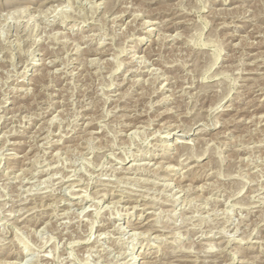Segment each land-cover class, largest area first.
<instances>
[{"label":"rangeland","instance_id":"obj_1","mask_svg":"<svg viewBox=\"0 0 264 264\" xmlns=\"http://www.w3.org/2000/svg\"><path fill=\"white\" fill-rule=\"evenodd\" d=\"M0 171V264H264V0H0Z\"/></svg>","mask_w":264,"mask_h":264},{"label":"bare ground","instance_id":"obj_2","mask_svg":"<svg viewBox=\"0 0 264 264\" xmlns=\"http://www.w3.org/2000/svg\"><path fill=\"white\" fill-rule=\"evenodd\" d=\"M232 1V0H231ZM58 6H60V5H58ZM91 6V5H90ZM90 8V7H89ZM186 12V11H185ZM67 13V12H66ZM71 13V12H70ZM137 14V13H136ZM56 15V14H55ZM135 15V14H134ZM137 16V15H136ZM138 16H139V14H138ZM55 17V16H54ZM120 17V16H119ZM73 18V17H72ZM76 18V17H75ZM85 18V17H84ZM92 18V17H91ZM115 18V17H114ZM138 18V17H137ZM164 18V17H163ZM238 18V17H237ZM91 20V19H90ZM130 22V21H129ZM148 22V21H147ZM146 22V23H147ZM164 22V21H163ZM141 25V24H140ZM147 25V24H146ZM70 28H72V26L70 27ZM172 28V27H171ZM152 32V31H151ZM57 34V33H56ZM88 35V34H87ZM161 36V35H160ZM169 36V35H168ZM259 36V35H258ZM173 37V36H172ZM103 45V44H102ZM94 46V45H93ZM109 49V48H108ZM116 49V48H115ZM62 51V50H61ZM103 52V51H102ZM127 52V51H126ZM91 53V52H90ZM112 53V52H111ZM56 54V53H55ZM118 55H116L115 57H117ZM65 57V56H64ZM89 59V58H88ZM138 59V58H137ZM143 60V59H142ZM127 62V61H126ZM134 63V62H133ZM91 64V63H90ZM128 64V63H127ZM119 66V65H118ZM117 66V67H118ZM128 66V65H127ZM116 67V68H117ZM121 67V66H120ZM140 67V66H139ZM78 69V68H77ZM161 69V68H160ZM57 70V69H56ZM151 70V69H150ZM112 71V70H111ZM49 72V71H48ZM150 72V71H149ZM159 72V71H158ZM157 73V72H156ZM126 74V73H125ZM162 76V75H161ZM41 78V77H40ZM160 87V86H159ZM29 88V87H28ZM116 93V92H115ZM52 102V101H51ZM220 102V101H219ZM218 105V104H217ZM260 107V106H259ZM262 107V106H261ZM221 108V107H220ZM212 110V109H211ZM217 112V111H216ZM225 113V112H224ZM3 115V114H2ZM34 115V114H33ZM25 116H27V115H25ZM50 120H51V118H50ZM204 121V120H203ZM139 123V122H138ZM99 124V123H98ZM147 124V123H146ZM204 124V123H203ZM80 126V125H79ZM216 126V125H215ZM6 127V126H5ZM15 127V126H14ZM217 128V127H216ZM191 130V129H190ZM141 131V130H140ZM158 131V130H157ZM16 132V131H15ZM136 132V131H135ZM143 132V131H142ZM162 132V131H161ZM199 133V132H198ZM53 134V133H52ZM5 135V134H4ZM104 135V134H103ZM168 135H169V133H168ZM187 135V134H186ZM185 135V136H186ZM11 136V135H10ZM160 137V136H159ZM2 138V137H1ZM178 138V137H177ZM181 138V137H180ZM190 138H192V137H190ZM205 138V137H204ZM97 140V139H96ZM177 140H179V139H177ZM178 142H184V141H181V139H180V141H178ZM188 142V141H187ZM46 143V142H45ZM52 143V142H51ZM90 143V142H89ZM211 143H213V142H211ZM214 144V143H213ZM152 145V144H151ZM170 145V144H169ZM176 147V146H175ZM169 150V149H168ZM3 151V150H2ZM92 151V150H91ZM191 151V150H190ZM57 153V152H56ZM183 154V153H182ZM135 155V154H134ZM16 156V155H15ZM46 156V155H45ZM19 158V157H18ZM191 159V158H190ZM119 160V159H118ZM22 162V161H21ZM25 162V161H24ZM121 162V161H120ZM142 162V161H141ZM167 162V161H166ZM29 163V162H28ZM144 163V162H143ZM151 163V162H150ZM135 164V163H134ZM145 164H146V162H145ZM164 167V166H163ZM119 168V167H118ZM130 168V167H129ZM53 169V168H52ZM138 169V168H137ZM163 169V168H162ZM206 171V170H205ZM1 172V171H0ZM42 174V173H41ZM159 175V174H158ZM175 177V176H174ZM173 177V178H174ZM46 178H48V177H46ZM143 178V177H142ZM42 181H44V180H42ZM85 181V180H84ZM151 181V180H150ZM96 182V181H95ZM171 182V181H170ZM109 183V182H108ZM136 183V182H135ZM148 183V182H147ZM54 184V183H53ZM253 184V183H252ZM120 185V184H119ZM162 185V184H161ZM167 185V184H166ZM71 186H73V185H71ZM168 186V185H167ZM73 188V187H72ZM128 188V187H127ZM203 188V187H202ZM78 189V188H77ZM85 189V188H84ZM36 190V189H35ZM74 190V189H73ZM140 190V189H139ZM188 190V189H187ZM143 191V190H142ZM31 192V191H30ZM72 192V191H71ZM74 192H77L76 190L74 191ZM74 192H72V193H74ZM81 192V191H80ZM167 192V191H166ZM181 192V191H180ZM71 193V194H72ZM78 193V192H77ZM87 193H89V192H87ZM156 193V192H155ZM158 193V192H157ZM66 194V193H65ZM75 194V193H74ZM79 194H81V193H79ZM177 195V194H176ZM72 196V195H71ZM74 196V195H73ZM76 196V195H75ZM86 196H89V195H87L86 194ZM103 196V195H102ZM155 196V195H154ZM171 196H172V194H171ZM90 197V196H89ZM150 197V196H149ZM19 198V197H18ZM59 198V197H58ZM80 198V197H79ZM210 198V197H209ZM25 199V198H24ZM85 199H87V198H85V197H83V200L82 201H84ZM257 199V198H256ZM262 199V198H261ZM229 200V199H228ZM227 200V201H228ZM68 201V200H67ZM78 201V200H77ZM98 201V200H97ZM134 201H136V200H134ZM156 201V200H155ZM74 202H76V201H74ZM88 201H86V203H87ZM100 202V201H99ZM51 203V202H50ZM70 203V202H69ZM72 204H73V202H71ZM80 203V202H79ZM78 202L76 203V204H79ZM229 203V202H228ZM71 204V205H72ZM82 204V203H81ZM138 204V203H137ZM114 205V204H113ZM82 206H83V204H82ZM131 206V205H130ZM79 207V206H78ZM87 207V206H86ZM93 207V206H92ZM69 208V207H68ZM71 208V207H70ZM73 208V207H72ZM34 209V208H33ZM80 209V208H79ZM160 209V208H159ZM20 210V209H19ZM85 210V209H84ZM103 210V209H102ZM16 211V210H15ZM77 211V210H76ZM166 211V210H165ZM117 212V211H116ZM115 212V213H116ZM250 213V212H249ZM59 214V213H58ZM80 214V213H79ZM119 214V213H118ZM140 214V213H139ZM168 214V213H167ZM142 216V215H141ZM106 217V216H105ZM169 218V217H168ZM86 220V219H85ZM19 221V220H18ZM59 222V221H58ZM140 221H135L134 223H136V227H141V225L140 224H138ZM50 223V222H49ZM114 223V222H113ZM117 224V223H116ZM177 224V223H176ZM50 225V224H49ZM135 225V224H134ZM121 226V225H120ZM94 228V227H93ZM108 229V228H107ZM113 229V228H112ZM191 229V228H190ZM223 229V228H222ZM175 231V230H174ZM134 232V231H133ZM132 232V233H133ZM237 232V231H236ZM175 233V232H174ZM141 234V233H140ZM144 235H146V234H144ZM226 235V234H225ZM231 235V234H230ZM129 238V237H128ZM135 238V237H134ZM145 238V237H144ZM203 238V237H202ZM250 240V239H249ZM138 241V240H137ZM203 245V244H202ZM84 246V245H83ZM213 247V246H212ZM87 249V248H86ZM211 249V248H210ZM252 249V248H251ZM208 251V250H207ZM145 252V251H144ZM191 252V251H190ZM134 254V253H133ZM44 256V255H43ZM139 256V255H138ZM134 257H135V255H134ZM125 258V257H124ZM222 259V258H221ZM153 262V261H152ZM7 263V262H6ZM243 263V262H242ZM258 263V262H257ZM9 264V263H8ZM11 264V263H10Z\"/></svg>","mask_w":264,"mask_h":264}]
</instances>
